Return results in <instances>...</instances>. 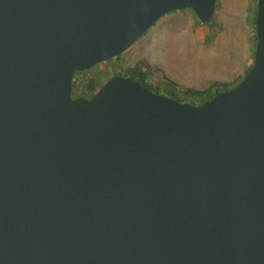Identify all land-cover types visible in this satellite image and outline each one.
Masks as SVG:
<instances>
[{"label": "water", "instance_id": "obj_1", "mask_svg": "<svg viewBox=\"0 0 264 264\" xmlns=\"http://www.w3.org/2000/svg\"><path fill=\"white\" fill-rule=\"evenodd\" d=\"M217 0H0V264H264V0L247 76L200 106L75 77Z\"/></svg>", "mask_w": 264, "mask_h": 264}, {"label": "rangeland", "instance_id": "obj_2", "mask_svg": "<svg viewBox=\"0 0 264 264\" xmlns=\"http://www.w3.org/2000/svg\"><path fill=\"white\" fill-rule=\"evenodd\" d=\"M257 3L217 0L213 20L206 25L190 9L162 17L119 57L78 74L72 97L89 96L86 85L94 78L106 84L117 75L136 77L132 68L139 63L153 92L182 103L200 102L186 97L188 90L195 94L211 88V95L229 91L254 63Z\"/></svg>", "mask_w": 264, "mask_h": 264}, {"label": "trees", "instance_id": "obj_3", "mask_svg": "<svg viewBox=\"0 0 264 264\" xmlns=\"http://www.w3.org/2000/svg\"><path fill=\"white\" fill-rule=\"evenodd\" d=\"M258 1V0H257ZM257 7H258V3H257ZM257 15V13H256ZM253 25H254V28L256 30V16L255 18L253 19ZM254 44H255V52H256V47H257V37H256V32L254 34ZM255 57V56H254ZM252 67V66H251ZM251 67L247 70L246 72V75L245 77L247 76V74L249 73ZM133 70V74H135L136 77H133L134 79H136L143 87H145L146 89H148L149 91H151L152 93L154 94H157V91L156 92H153L151 89H154L151 87V84L148 83L147 81V76L145 75V72L142 71V67H141V64H137L134 68H132ZM85 73V72H83ZM79 75L82 74V73H78ZM77 74V75H78ZM76 75V76H77ZM76 78V77H75ZM241 83V82H240ZM239 83V84H240ZM105 84L104 83H100L98 78L97 79H91L89 80L88 84L86 85L87 86V91L86 93L89 94L88 95H79L77 98H93L99 91L100 89L104 86ZM76 87V81L74 82V86H73V94H74V89ZM236 87V86H235ZM235 87L229 89L232 90L234 89ZM211 92H212V89L209 88L205 91H201V92H196L195 94L190 92V90H188L186 93H185V96L186 97H191V98H195V99H198L200 102L198 103V106L202 105L203 103H206L210 100H212L215 96H217L218 94L222 93V92H219V91H216L215 94L211 95ZM177 102L179 103H182V101L178 98V97H174ZM190 105H194L193 103H189Z\"/></svg>", "mask_w": 264, "mask_h": 264}, {"label": "flooded vegetation", "instance_id": "obj_4", "mask_svg": "<svg viewBox=\"0 0 264 264\" xmlns=\"http://www.w3.org/2000/svg\"><path fill=\"white\" fill-rule=\"evenodd\" d=\"M74 98V97H73ZM85 98V97H84ZM74 99H77V97L76 98H74ZM85 99H88V100H90L91 98H85Z\"/></svg>", "mask_w": 264, "mask_h": 264}, {"label": "built area", "instance_id": "obj_5", "mask_svg": "<svg viewBox=\"0 0 264 264\" xmlns=\"http://www.w3.org/2000/svg\"><path fill=\"white\" fill-rule=\"evenodd\" d=\"M75 81H76V78H75Z\"/></svg>", "mask_w": 264, "mask_h": 264}, {"label": "crops", "instance_id": "obj_6", "mask_svg": "<svg viewBox=\"0 0 264 264\" xmlns=\"http://www.w3.org/2000/svg\"><path fill=\"white\" fill-rule=\"evenodd\" d=\"M253 65V64H252Z\"/></svg>", "mask_w": 264, "mask_h": 264}]
</instances>
